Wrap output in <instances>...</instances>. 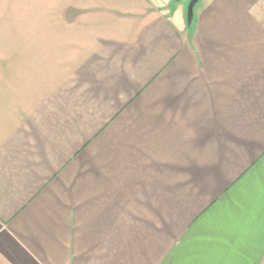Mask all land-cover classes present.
<instances>
[{"label": "crops", "instance_id": "obj_1", "mask_svg": "<svg viewBox=\"0 0 264 264\" xmlns=\"http://www.w3.org/2000/svg\"><path fill=\"white\" fill-rule=\"evenodd\" d=\"M0 0V264H264V0Z\"/></svg>", "mask_w": 264, "mask_h": 264}, {"label": "water", "instance_id": "obj_2", "mask_svg": "<svg viewBox=\"0 0 264 264\" xmlns=\"http://www.w3.org/2000/svg\"><path fill=\"white\" fill-rule=\"evenodd\" d=\"M198 0H189L188 5L186 7V22L187 24H191L194 16V7L197 4Z\"/></svg>", "mask_w": 264, "mask_h": 264}, {"label": "rangeland", "instance_id": "obj_3", "mask_svg": "<svg viewBox=\"0 0 264 264\" xmlns=\"http://www.w3.org/2000/svg\"><path fill=\"white\" fill-rule=\"evenodd\" d=\"M178 2H179L180 4H182L183 6H185V8H186L187 5H188L189 0H179V1H174L170 8H174L175 6H177ZM196 5H197V4H196ZM196 5H195V6H196ZM194 11H195V7H194ZM185 16H186V14H185Z\"/></svg>", "mask_w": 264, "mask_h": 264}]
</instances>
